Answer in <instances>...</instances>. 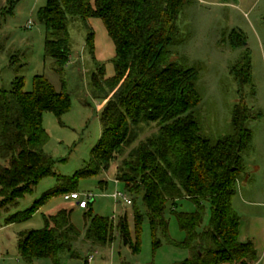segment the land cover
<instances>
[{"label":"trees","instance_id":"16d2710c","mask_svg":"<svg viewBox=\"0 0 264 264\" xmlns=\"http://www.w3.org/2000/svg\"><path fill=\"white\" fill-rule=\"evenodd\" d=\"M192 0H47L38 17L47 29L46 56L61 76L62 89L45 76L35 78L34 90L25 92L24 78H16L11 89H0V211H10L34 193L47 177L58 186L25 212L11 216L13 225L31 219L57 195L76 193L80 180L109 173L134 198L136 239L127 217L115 227L109 219L85 209V235L73 224L71 210L62 209L45 218V228L21 234L18 251L24 264L51 259L60 264L62 255L75 258L74 244L111 246L115 228L122 243L138 253L145 220L137 206L141 198L155 238L168 236V206L186 234L183 247L191 257L184 264H256L259 255L252 242L240 240L241 218L234 210L238 182L245 172L242 154L251 144L249 108L241 104L232 116L234 132L217 142L203 133L197 110L203 104L198 88L200 74L182 64L175 48L180 45V19ZM0 3L1 19L12 12ZM103 22L116 49L115 76L105 77L102 65L94 73V97L107 105L101 114L102 136L91 161L74 177L58 176L55 161L45 151L49 135L45 113L59 119L72 110L65 92V69L72 56L71 20L87 24ZM94 33L88 46L95 57ZM235 46L243 37L234 34ZM235 76L250 81V65L240 62ZM156 131L148 134L147 128ZM104 185V183H102ZM183 200L197 211L179 210ZM207 205L211 219L205 225ZM84 236V238H82ZM160 246V242L156 243ZM88 259L86 260L87 264Z\"/></svg>","mask_w":264,"mask_h":264},{"label":"rangeland","instance_id":"374dc122","mask_svg":"<svg viewBox=\"0 0 264 264\" xmlns=\"http://www.w3.org/2000/svg\"><path fill=\"white\" fill-rule=\"evenodd\" d=\"M7 2L0 0L3 6ZM46 4L47 0H12V6L7 5L12 12L0 23V89H11L16 78H24L25 92H32L35 78L45 76L58 91H63L61 76L53 60L46 56L47 29L38 17ZM180 28V45L175 48L177 58L200 74L198 88L203 104L197 116L203 133L213 142L230 136L234 132L235 108L243 104L250 110L251 144L242 154L245 172L238 182L233 206L241 218V242H252L259 255L256 264H264V0H192L181 16ZM69 29L72 56L63 78L72 110L62 119L45 113L43 126L49 135L45 151L56 163L55 173L74 177L91 161L102 136L100 118L107 103L94 97L92 77L100 72L94 58L105 69V77L112 78L116 49L99 19H91L87 24L71 20ZM90 33L95 35V57L88 46ZM234 34L243 37V44L238 47L233 43ZM242 61L250 65V81L245 85L236 78L234 70ZM155 131L154 126L147 128L142 139ZM57 186L56 178L47 177L35 187L32 195L20 200L18 206L8 212L0 211V264H24L18 251L21 234L43 230L45 218L62 209L72 211L73 224L85 235L86 211L80 209L77 202L66 201L63 195L47 200L31 219L13 225L7 223L11 216L29 210ZM76 193L96 196L92 201L93 214L109 219L115 227L121 218L127 217L136 239L134 206L112 198L122 193L134 201L123 184H116L115 166L109 173L80 180ZM137 206L145 215L138 253L122 243L115 228V241L111 246L75 243L76 257L62 255L60 264H86L92 256L91 264H184L191 254L183 247L187 237L171 205L166 212L168 236L160 233L157 238L141 198L137 199ZM197 208L189 200L179 203V210L183 212L194 213ZM210 219L211 208L207 205L205 225ZM157 242L160 246H156ZM34 264L56 263L40 259Z\"/></svg>","mask_w":264,"mask_h":264},{"label":"built area","instance_id":"2783aa9c","mask_svg":"<svg viewBox=\"0 0 264 264\" xmlns=\"http://www.w3.org/2000/svg\"><path fill=\"white\" fill-rule=\"evenodd\" d=\"M116 184H118V181H116ZM87 198V199H84ZM96 198V196L90 194V195H84L82 196L79 193H71V194H67L64 196V199L66 201H74L77 202V205L79 206L80 209L85 210L88 208L89 204L92 203V201H94ZM112 198L115 199L118 203H126L127 205H133V201L132 199L128 198L126 195L122 194V193H116L114 195H112ZM94 261V257H89L87 264H91Z\"/></svg>","mask_w":264,"mask_h":264},{"label":"crops","instance_id":"0c3cea01","mask_svg":"<svg viewBox=\"0 0 264 264\" xmlns=\"http://www.w3.org/2000/svg\"><path fill=\"white\" fill-rule=\"evenodd\" d=\"M240 240H241V237H240Z\"/></svg>","mask_w":264,"mask_h":264}]
</instances>
